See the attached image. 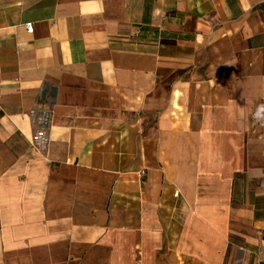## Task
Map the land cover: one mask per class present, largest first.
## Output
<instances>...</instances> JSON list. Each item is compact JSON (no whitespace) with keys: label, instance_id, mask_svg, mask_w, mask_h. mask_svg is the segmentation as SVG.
I'll list each match as a JSON object with an SVG mask.
<instances>
[{"label":"crops","instance_id":"obj_1","mask_svg":"<svg viewBox=\"0 0 264 264\" xmlns=\"http://www.w3.org/2000/svg\"><path fill=\"white\" fill-rule=\"evenodd\" d=\"M0 264H264V0H0Z\"/></svg>","mask_w":264,"mask_h":264},{"label":"built area","instance_id":"obj_2","mask_svg":"<svg viewBox=\"0 0 264 264\" xmlns=\"http://www.w3.org/2000/svg\"><path fill=\"white\" fill-rule=\"evenodd\" d=\"M33 28H34V27H33V25H32L31 23H29V24L27 25V29H28L29 32H32V31H33ZM253 116L256 117V118L259 117V116H260V112L257 111L256 113L253 114ZM175 193H176V195L179 194L178 192H175Z\"/></svg>","mask_w":264,"mask_h":264}]
</instances>
